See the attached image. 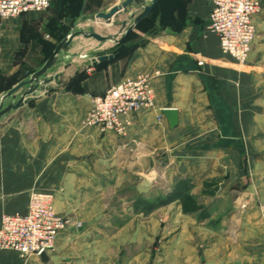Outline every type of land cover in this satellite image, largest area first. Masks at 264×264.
I'll return each instance as SVG.
<instances>
[{"label": "crops", "instance_id": "0c3cea01", "mask_svg": "<svg viewBox=\"0 0 264 264\" xmlns=\"http://www.w3.org/2000/svg\"><path fill=\"white\" fill-rule=\"evenodd\" d=\"M258 1V35L245 65L221 50L209 0H160L129 34L149 1L111 24L96 16L125 0H52L46 19L0 18L4 79L20 70L51 23H89L111 38L94 44L77 37L59 55L50 90L27 96L0 119V227L3 216L28 212L33 192L53 194L59 214L83 223L59 235L47 263L0 251V264H264V0ZM105 55L118 56L94 64ZM139 76L152 82L153 110L125 117L123 136L86 125L92 97ZM21 99L17 93L3 105L0 96V109ZM166 110L177 113L175 127ZM179 181L191 187L188 202L197 208L178 201L136 211L138 199L157 203Z\"/></svg>", "mask_w": 264, "mask_h": 264}, {"label": "built area", "instance_id": "2783aa9c", "mask_svg": "<svg viewBox=\"0 0 264 264\" xmlns=\"http://www.w3.org/2000/svg\"><path fill=\"white\" fill-rule=\"evenodd\" d=\"M209 1L212 4L210 29L217 34L221 50L238 64L245 65L257 39L254 17L262 11L261 4L258 0ZM50 8L51 0H0V18L9 20L44 14ZM155 101V91L148 77L124 80L103 95L92 97L86 125L97 127L103 133L123 136V119L153 110ZM54 202L53 194L33 192L26 214L3 216L0 251H14L24 261L54 251L59 235L77 226L56 212Z\"/></svg>", "mask_w": 264, "mask_h": 264}, {"label": "rangeland", "instance_id": "374dc122", "mask_svg": "<svg viewBox=\"0 0 264 264\" xmlns=\"http://www.w3.org/2000/svg\"><path fill=\"white\" fill-rule=\"evenodd\" d=\"M51 13H52V0H51V8H50V10H48L44 14H37V15L32 14L31 16H35L38 19L43 20V19L48 18L51 15ZM88 25H89V23H83L82 22L80 24V26L78 27L77 23H74V22H72V23H59L58 28H55V22H54V23H51L48 27L44 28V34L42 36L43 38L40 40V43H39V45H40L39 47L40 48L38 46L37 47L36 46H32L31 48H29L30 50H29V55L27 56V60L25 62H22V63L18 64L20 66V70L17 71L14 75L8 77L7 79H4L3 77H0V96H2V102L4 104H6V101H4L5 99H7V98H5L6 95H8L10 93V89H12L19 81H21V80L29 81L30 79H32V77L37 72H39L44 67V65L49 61L51 56L54 54L56 48L62 43L61 41H62V39L65 36L68 37V36L71 35V33L79 32V31L95 32V33H97L99 35L102 33V30H101L100 26L94 25L93 27H94L95 30L91 29L92 30L91 31L90 27ZM73 26H75V27H73ZM55 29H56V31H55ZM157 31H160V25L158 27L156 26V29L153 31V35L156 34ZM55 34H56V37H55ZM53 39L54 40L56 39V41H57L56 44L53 41ZM87 41L88 42L91 41V43H94V44L98 43V41L93 39V38H89V40H87ZM57 44H59V45H57ZM96 51H98V50H96ZM81 52L82 53H81L80 56L85 57V54H84L85 52L83 50ZM52 69L49 70L48 75L46 77H43V78L40 79L41 82H40V85H39V89L37 91L38 93L47 92V91H44L42 89V87L47 86V85L44 84L45 80L53 79V77L51 75ZM53 82L54 81H52L50 84L52 85ZM50 84H48V87H50ZM29 88H30V86H28V88L24 89L22 92L19 90V91H17L15 93V95L17 93L23 95L24 93H26L28 91ZM17 103H15V104H17ZM7 104L10 105L9 102H7ZM41 193H44V192H41ZM182 202H183L184 205H189L190 204L187 199L186 200H182ZM190 205L193 206L192 204H190ZM54 207H55V202H54ZM193 207H196V206H193ZM190 209H192V207ZM55 210H56V208H55ZM59 215L61 217H63L64 219H68L70 221L72 220V221H74L76 223L77 226L71 228L70 231L71 230L79 231L82 228V226H83L82 221H79V220L73 219V218H69V217H65V216H63L61 214H59ZM55 248H56V245H55Z\"/></svg>", "mask_w": 264, "mask_h": 264}, {"label": "water", "instance_id": "95a60500", "mask_svg": "<svg viewBox=\"0 0 264 264\" xmlns=\"http://www.w3.org/2000/svg\"><path fill=\"white\" fill-rule=\"evenodd\" d=\"M147 1H149L150 4L147 5L144 8L143 13H141L135 19L134 23L131 25V27L127 31V34H129L130 32H132L135 28H137L140 24H142L150 16V14L155 9V7L158 5L160 0H125V2L122 5L114 7L110 11V13H108V14H104V13L98 14L96 16V19L105 21L107 24H111L113 22V18L115 16H117L119 13L128 11L129 8L132 7L133 5H143ZM79 36H85V37H88V38H93V39H95V40H97L99 42H106V41L111 40L110 37H105V36L99 35V34H97L95 32L79 31V32L71 33V35L68 36L65 40H63L62 43L56 48L54 54L51 56L49 61L44 65V67L39 72H37L32 77V79H30L29 81H25V82L21 83L16 88H14L12 91H10V93L8 95H6L5 98L11 97L17 91H19L21 88H23L25 86H30L28 91L22 95V99L17 104H11V105H9L6 108H3V106L1 107V109H0V119L3 116H5L7 113H9L10 111L16 110V109H19L20 107H22L23 104L26 102V97L27 96H31V95L35 94L38 91L39 85H40V82H41L40 79L43 78V77H46L48 75L49 70H51L55 66L59 55L63 51H66L70 47V45L73 43V41ZM117 56L118 55L101 56V57H99V58L94 60V64L97 65L98 63H102V62L113 60ZM52 81H53V79L45 80L44 84L47 85V86L42 87V89L44 91H49L50 88L48 87V84H50ZM166 113H167V116H168V118H169V120L171 122V125L173 127H175L177 125V123H178L177 113L174 112V111H166ZM41 259L43 260V262L47 263L49 261L48 254L47 253L42 254L41 255Z\"/></svg>", "mask_w": 264, "mask_h": 264}, {"label": "trees", "instance_id": "16d2710c", "mask_svg": "<svg viewBox=\"0 0 264 264\" xmlns=\"http://www.w3.org/2000/svg\"><path fill=\"white\" fill-rule=\"evenodd\" d=\"M156 7H155V9H156ZM145 21L142 24H140L138 26V28L142 27V25L145 23ZM66 38H67V36H65L62 39V41L65 40ZM23 82H25V81H22V82L20 81V83H18V85H20ZM18 85H16L12 89H10V91H12ZM190 189H191V187L188 185V183L186 181H179L177 183V186L175 187V189L171 193H169L167 196L160 198L157 203H153V202H150V201L142 199V198L138 199L136 202V205H135L136 211L141 212V213H149L158 207L167 206V205L172 204V203L177 202V201H182V200H186V199L192 201L193 199L189 197Z\"/></svg>", "mask_w": 264, "mask_h": 264}]
</instances>
